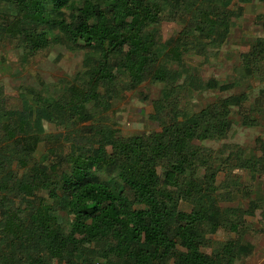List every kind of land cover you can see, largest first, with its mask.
Masks as SVG:
<instances>
[{
  "label": "trees",
  "instance_id": "trees-1",
  "mask_svg": "<svg viewBox=\"0 0 264 264\" xmlns=\"http://www.w3.org/2000/svg\"><path fill=\"white\" fill-rule=\"evenodd\" d=\"M250 2L0 0V42L21 41L25 61L59 43L82 54L83 68L61 89L23 86L19 104L0 90V264H234L251 252L242 239L246 215L264 199L221 205L240 184L217 182V175L231 165L258 173L264 144L261 155L245 158L237 145L223 155L199 143L227 135L232 107L242 124H255L248 96L189 107L188 90L224 91L231 84L191 72L188 51L160 33L164 19H177L185 49L221 45L235 10ZM262 30L240 54L256 75L264 70V21ZM146 80L163 85L152 101L149 118L159 128L150 141L112 125L79 123L88 104L105 110L118 91ZM260 80L264 91V74ZM53 117L59 131L49 133L43 122ZM217 227L235 238L210 254L192 246Z\"/></svg>",
  "mask_w": 264,
  "mask_h": 264
},
{
  "label": "rangeland",
  "instance_id": "rangeland-1",
  "mask_svg": "<svg viewBox=\"0 0 264 264\" xmlns=\"http://www.w3.org/2000/svg\"><path fill=\"white\" fill-rule=\"evenodd\" d=\"M235 11L236 14L231 17L233 24L229 36L221 45L214 46L206 41L197 52L187 50V47L185 49L184 36L180 33L183 22L177 19H164L160 25V33L162 40L173 38L174 45H181L183 51H188L184 60L191 72L198 74L203 80L215 78L220 83L231 84L224 91H219L218 88L188 90L184 94V101L189 107L198 110L217 97L229 94L245 92L248 96L247 112L255 119V124H242L240 110L232 107L231 126L227 135L219 140H203L199 143L214 152L221 151L223 155L230 145H237L243 157L255 158L261 155V146L264 144V91L260 80L264 70L257 75L247 72L240 54L247 51L257 37H263L264 4L259 0H252L243 10ZM21 52V41L9 42L5 39L0 42V90L8 103L19 104V94L25 85L36 87L46 84L54 91V86L55 89L64 88L65 82L76 78L78 72L83 71L82 54L70 51L59 43L38 51L26 61L21 59ZM162 87L160 83L146 80L133 90L118 91L119 94L112 97L110 106L105 110H95L90 103L87 105L88 116L82 113L79 123L112 125L124 136L138 134L143 140L150 141L159 126L149 118V114L152 113V101L160 96ZM53 123L54 117L50 121H44L45 131L58 132L59 128ZM258 167L260 171L255 174L232 165L220 170L217 182L236 179L240 184L232 199L222 200L221 205L246 207L248 197L264 199V166L259 162ZM244 192L247 194L244 195ZM246 219L248 225L242 239L249 243L251 252L242 254L234 264H264V206H256L251 215H246ZM230 238H235L233 230L217 227L207 235L205 241L193 242L192 246L210 254ZM51 264H55V261Z\"/></svg>",
  "mask_w": 264,
  "mask_h": 264
}]
</instances>
